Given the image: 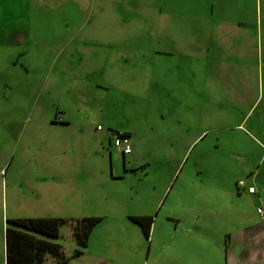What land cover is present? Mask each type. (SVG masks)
I'll list each match as a JSON object with an SVG mask.
<instances>
[{"label":"rangeland","instance_id":"1","mask_svg":"<svg viewBox=\"0 0 264 264\" xmlns=\"http://www.w3.org/2000/svg\"><path fill=\"white\" fill-rule=\"evenodd\" d=\"M0 32V223L66 219L68 247L75 220L149 212L148 249L176 224L211 264L262 223L264 0H0Z\"/></svg>","mask_w":264,"mask_h":264},{"label":"crops","instance_id":"2","mask_svg":"<svg viewBox=\"0 0 264 264\" xmlns=\"http://www.w3.org/2000/svg\"><path fill=\"white\" fill-rule=\"evenodd\" d=\"M1 34L2 32H0V36ZM8 35L12 41L22 40V33L14 28L10 30ZM122 158L125 160L126 157L122 155ZM125 166L124 163L123 169L126 172L129 171L131 166H128V168ZM251 195H254V193ZM144 210H147V208ZM111 214L113 216L116 212L112 211ZM119 216L121 218L117 219L115 223L108 222V216H104L102 221L92 230L86 247L82 249L79 255H74L77 247L72 231V242L68 247L60 243L58 238L55 243L61 246L64 260L61 261V259L46 255L44 264H211V254H208L207 259H202L201 256H197L192 244L183 245L184 250L181 251L182 245L176 224L170 237L172 243L166 244V246H152L148 249V239L145 238L141 227L130 220V217L151 216V214L149 212L136 213L125 210ZM6 221L2 218L0 223V264H6L4 242ZM153 224L149 235L151 241L154 234ZM98 227H100V230L102 229L101 231L106 234V237L100 235L99 232L95 233ZM169 229V226L163 223L159 227V230L163 233H168ZM224 242V264H264V219L259 225L250 224L241 229L238 234L229 235L228 241Z\"/></svg>","mask_w":264,"mask_h":264},{"label":"trees","instance_id":"3","mask_svg":"<svg viewBox=\"0 0 264 264\" xmlns=\"http://www.w3.org/2000/svg\"><path fill=\"white\" fill-rule=\"evenodd\" d=\"M117 135H123L129 139L131 137L129 133H116ZM102 219V217H84L74 221L72 231L77 247L74 255H79L86 247L92 230ZM130 220L141 227L145 238L148 239L153 224L152 216H131ZM6 222L4 231L6 264H44L46 255L64 260L62 248L55 243V240L60 237V228L68 223V220L40 217L15 218Z\"/></svg>","mask_w":264,"mask_h":264},{"label":"built area","instance_id":"4","mask_svg":"<svg viewBox=\"0 0 264 264\" xmlns=\"http://www.w3.org/2000/svg\"><path fill=\"white\" fill-rule=\"evenodd\" d=\"M98 130H101V127L98 126ZM113 146L116 148L123 156L129 155L131 153V145H130V139L129 137L123 136V135H117L114 138ZM243 186V184L240 182L239 187ZM247 192L249 194H253L254 188L248 187ZM257 213L260 215H263V210L261 208H257Z\"/></svg>","mask_w":264,"mask_h":264}]
</instances>
